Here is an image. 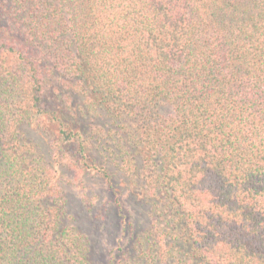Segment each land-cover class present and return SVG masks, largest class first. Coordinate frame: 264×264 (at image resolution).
<instances>
[{
    "label": "trees",
    "instance_id": "16d2710c",
    "mask_svg": "<svg viewBox=\"0 0 264 264\" xmlns=\"http://www.w3.org/2000/svg\"><path fill=\"white\" fill-rule=\"evenodd\" d=\"M0 264H264V0H0Z\"/></svg>",
    "mask_w": 264,
    "mask_h": 264
},
{
    "label": "rangeland",
    "instance_id": "374dc122",
    "mask_svg": "<svg viewBox=\"0 0 264 264\" xmlns=\"http://www.w3.org/2000/svg\"><path fill=\"white\" fill-rule=\"evenodd\" d=\"M72 167V168H71ZM110 168H113V166H110ZM64 182L66 186V195L69 199L70 202V207L71 210L85 219V226H88V222L86 221L85 213H84V205H83V199L81 195V190L80 186L81 184L87 182L90 184L93 182L96 185L95 192L100 194V196H105V198H111V189L108 188V186L105 184L103 180H101L97 175L94 173V171L90 172L87 174L85 172H80L75 167L72 165L69 167H66L64 170ZM113 185L116 186L117 188L119 187V177H117L115 180H113ZM132 188L131 186L128 187V191L126 189L122 190V195L124 198L125 206L132 210L134 213L135 207L134 204L136 203V200L133 198V193H132ZM103 236L104 243L107 242V239H105V236ZM108 244V243H107ZM107 248H110L109 245Z\"/></svg>",
    "mask_w": 264,
    "mask_h": 264
}]
</instances>
